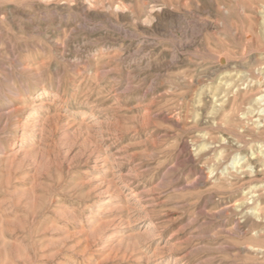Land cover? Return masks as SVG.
<instances>
[{"label":"rangeland","instance_id":"374dc122","mask_svg":"<svg viewBox=\"0 0 264 264\" xmlns=\"http://www.w3.org/2000/svg\"><path fill=\"white\" fill-rule=\"evenodd\" d=\"M0 264H264V0H0Z\"/></svg>","mask_w":264,"mask_h":264}]
</instances>
